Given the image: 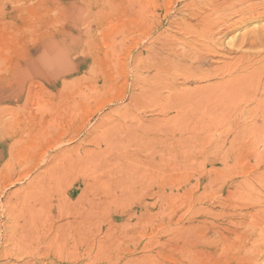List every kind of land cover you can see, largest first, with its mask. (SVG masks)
<instances>
[{
  "label": "rangeland",
  "instance_id": "1",
  "mask_svg": "<svg viewBox=\"0 0 264 264\" xmlns=\"http://www.w3.org/2000/svg\"><path fill=\"white\" fill-rule=\"evenodd\" d=\"M133 1L0 0V264H219L202 250L187 258L183 243L191 249L210 230L202 207L229 209L218 199L234 185L231 167L264 164L263 117L173 118L159 99H133ZM187 1L150 7L138 39L150 55L168 37L180 52L185 41L210 40L181 33ZM194 13L187 22L200 31ZM251 27L215 34L206 55L214 68L204 67L227 74L237 56L227 53L238 41L230 37ZM201 182L212 195L198 201Z\"/></svg>",
  "mask_w": 264,
  "mask_h": 264
},
{
  "label": "bare ground",
  "instance_id": "2",
  "mask_svg": "<svg viewBox=\"0 0 264 264\" xmlns=\"http://www.w3.org/2000/svg\"><path fill=\"white\" fill-rule=\"evenodd\" d=\"M161 1L162 0L133 1L135 3L133 10L135 11L132 12V14L135 13L133 16L135 30L138 32L139 37L140 34L143 36L140 39H146L148 36L145 23L147 19H149V13H151L150 7H156L157 3ZM199 4H201L202 7L200 6L199 8ZM183 6L185 10V13L183 14L185 15L181 14L182 17H180L179 23L177 22L180 26L179 28L181 33L185 34H183V36L188 35V38H197L200 36L203 41L209 36L208 39L211 37L210 40L207 39V43H203L201 45L185 41L181 43L184 45V49L179 46L180 49H183L182 52H180L181 50L178 49L177 40L173 37H168L170 36L168 35V38L162 39L160 47H158L159 44L157 43L158 46H156L160 50L156 51L157 48L155 49L154 47L155 52L158 53L160 51V58L156 62H153V58L157 53H152V55L155 54V56L153 55L154 57L150 55L151 53H149V51L147 52V49L145 48L146 46L142 45L143 42L140 44V41H138L139 37H136L134 40V34L132 39L135 42L136 53L133 61V99L139 97L149 98V100H151V98L159 99L164 102L162 107H169V109L172 110L171 112L173 118H183L189 115L240 117L244 114L249 116L252 113L258 115L261 114V117H263L262 124H255L257 129L263 131L264 0H189L184 3ZM194 10L200 11L198 14L200 20L196 21L199 22V25H197L199 26L198 29H200V31H197V28H193L194 26L192 25V27L187 22V20L189 21L191 18L190 15H193L192 17L197 16V14L194 13ZM152 11L154 10L152 9ZM249 25H253V29L251 27L250 31H247V33L245 32L246 34L241 33V36L238 34L236 37H230V42L228 44H231L232 41L237 39V42L239 43L236 42L235 45L233 44L234 48L231 45L232 49L230 48L231 50H227V53L233 52L237 54V56L234 57V66L228 69L227 74H224L226 70L222 71V67L213 69L214 64H206L207 53L210 51H214L215 53V50H213L212 47L218 44L216 43L214 46V42L212 44L215 34H218L219 36L222 32H231L232 29H242L244 26L246 27ZM209 32L210 34H208ZM162 33L163 32H161L160 36L163 35ZM223 35L224 34L221 36ZM157 36H159V34ZM155 40L158 41L157 39ZM215 40L217 41V38ZM147 44L148 43H146V45ZM140 45L142 46L140 47ZM153 46L154 44H152V48ZM217 48L216 50H218ZM161 51L164 52L163 54H165V56L162 55ZM218 53L220 56L221 52ZM139 55H144V57L139 59ZM208 59L210 60V58ZM206 65H210L213 68L208 69V67H204ZM225 68L227 69V67ZM152 69L154 71V77L151 76ZM211 80H215V82L213 81V83H210ZM208 81L209 84H206ZM191 82L193 84L198 83V85L191 87ZM200 82H206V85H199ZM246 104L249 108L245 110L244 105ZM91 157L94 159L93 155ZM87 158L85 157V159ZM80 159L81 158H78L79 161ZM75 163L79 162L76 161ZM72 166L73 163H69V165L63 166V170L69 169ZM84 168L86 169V166H84ZM91 168H95V166L90 165L88 171L94 170ZM220 169L221 168L213 169L216 176L215 178L227 177L226 171L228 169H226L225 172L224 170L220 171ZM82 170L85 171L84 169ZM88 171L85 172L88 173ZM219 173L224 175H220ZM229 173L230 180L233 181L234 185L230 184L228 187L226 186L227 189L226 196L224 197L225 199H223L224 201H222V199H218L220 205H230L229 209H226L225 211H221L219 209V211L216 210L218 212H215L214 210L202 207L200 216L204 213L207 215L211 224H205V226L206 228H210V230L208 229L209 231L205 233L201 229L204 233L197 234L195 241L191 245V249L187 245L184 246L183 243L182 252H184L183 254L188 255V258L190 256L193 257L194 255H197L199 251L202 250V253L209 254V257L206 256V258L208 257L209 259L208 261L212 262V258L217 256L219 260L217 259L216 262L219 261V264H264V164L251 165L243 168L240 167L239 169H237V167H231ZM208 182H210L211 186V181ZM214 182L215 181L212 180V184ZM213 185H215V183ZM206 186H208V184L205 185L203 182L196 184V200L199 201L200 199L203 200V198L206 199V196H208L206 195L208 193L206 192L208 191ZM222 187H224L223 184ZM217 188L219 187L216 186V189ZM25 196L26 195H24V197ZM24 197L22 199H24ZM33 199L34 198H32V200ZM226 200L229 202V205L226 203ZM22 202V204H20L23 205V213H33V210L27 205L29 202H26V200H22ZM215 203L217 204V202ZM211 205H213V203H211ZM197 207L201 208V206L198 205ZM199 209L197 208V213H199ZM201 226L203 225L201 224ZM12 250H16V248H13ZM16 251L18 254L25 253V250L23 253L19 250ZM17 252H15V254ZM202 253L200 252L197 256L198 263L200 262L199 258ZM202 256L203 255H201V257ZM166 257L170 258L169 255ZM168 258L167 260H169ZM174 260L176 261V259ZM27 261L30 262V259ZM35 263H38V261L35 260Z\"/></svg>",
  "mask_w": 264,
  "mask_h": 264
}]
</instances>
